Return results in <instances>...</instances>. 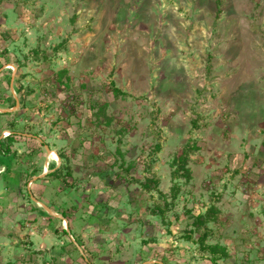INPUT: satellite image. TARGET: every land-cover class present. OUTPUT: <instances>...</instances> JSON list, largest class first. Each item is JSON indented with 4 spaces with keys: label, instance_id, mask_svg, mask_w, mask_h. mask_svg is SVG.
Wrapping results in <instances>:
<instances>
[{
    "label": "rangeland",
    "instance_id": "1",
    "mask_svg": "<svg viewBox=\"0 0 264 264\" xmlns=\"http://www.w3.org/2000/svg\"><path fill=\"white\" fill-rule=\"evenodd\" d=\"M1 109L0 264H264V0H0Z\"/></svg>",
    "mask_w": 264,
    "mask_h": 264
},
{
    "label": "trees",
    "instance_id": "2",
    "mask_svg": "<svg viewBox=\"0 0 264 264\" xmlns=\"http://www.w3.org/2000/svg\"><path fill=\"white\" fill-rule=\"evenodd\" d=\"M112 91H113L114 95H125L122 91H120L116 87H113ZM14 133L15 132L12 131L10 138H8L9 142H11V143L14 142L13 136H12V135H15ZM3 143H4V140H0V144H3ZM3 151L5 153H9V147L7 146L6 148L3 149ZM187 172H188V168H187V152H184V154L178 159V163H177L176 168L174 170V176L186 174ZM53 174H56V172H53ZM209 215H210V213H206L205 215H199L197 217L198 226L201 227V226L205 225V223H207L208 221H212L210 219ZM47 216H49V215H47ZM204 229L206 230L207 228H204ZM205 239H206V235H205V233H203L199 237L198 241H199L200 244H203ZM209 253L211 255H213V256L218 255L216 257H223L225 255V250H224L223 247L219 246L218 244H215V245L209 246Z\"/></svg>",
    "mask_w": 264,
    "mask_h": 264
},
{
    "label": "water",
    "instance_id": "3",
    "mask_svg": "<svg viewBox=\"0 0 264 264\" xmlns=\"http://www.w3.org/2000/svg\"><path fill=\"white\" fill-rule=\"evenodd\" d=\"M10 86H11V90H12V92H13V95H14V99H15V107H18L19 106V100H18V98L15 96V93H14V91H13V87H12V81H11V83H10ZM3 112H7V110H4V109H1L0 110V113H3ZM38 140L41 142V140L38 138ZM45 149L47 150V152H50V149L45 145ZM46 171L45 172H43V174H41L39 177H41V176H44V175H46ZM35 200V199H34ZM36 201V200H35ZM37 202V201H36ZM41 206L46 210V212L49 214V215H53V216H56V217H60V215H58L57 213H55V212H53L52 210H50L47 206H45L44 204H41ZM62 218V220L65 222V224H66V220L63 218V217H61ZM66 226H67V224H66ZM65 226V227H66ZM155 261H150V262H147V263H154Z\"/></svg>",
    "mask_w": 264,
    "mask_h": 264
},
{
    "label": "bare ground",
    "instance_id": "4",
    "mask_svg": "<svg viewBox=\"0 0 264 264\" xmlns=\"http://www.w3.org/2000/svg\"><path fill=\"white\" fill-rule=\"evenodd\" d=\"M49 154H50V156L55 157V154H54L53 152H51V153H49ZM45 170H47L46 165H45Z\"/></svg>",
    "mask_w": 264,
    "mask_h": 264
},
{
    "label": "crops",
    "instance_id": "5",
    "mask_svg": "<svg viewBox=\"0 0 264 264\" xmlns=\"http://www.w3.org/2000/svg\"><path fill=\"white\" fill-rule=\"evenodd\" d=\"M39 141V140H38Z\"/></svg>",
    "mask_w": 264,
    "mask_h": 264
}]
</instances>
